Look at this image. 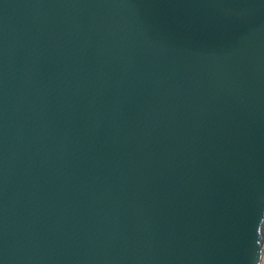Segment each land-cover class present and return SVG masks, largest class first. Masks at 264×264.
Returning <instances> with one entry per match:
<instances>
[{
    "label": "water",
    "instance_id": "water-1",
    "mask_svg": "<svg viewBox=\"0 0 264 264\" xmlns=\"http://www.w3.org/2000/svg\"><path fill=\"white\" fill-rule=\"evenodd\" d=\"M264 0H0V264H259Z\"/></svg>",
    "mask_w": 264,
    "mask_h": 264
},
{
    "label": "rangeland",
    "instance_id": "rangeland-1",
    "mask_svg": "<svg viewBox=\"0 0 264 264\" xmlns=\"http://www.w3.org/2000/svg\"><path fill=\"white\" fill-rule=\"evenodd\" d=\"M262 256L259 264H264V226H263V250Z\"/></svg>",
    "mask_w": 264,
    "mask_h": 264
}]
</instances>
